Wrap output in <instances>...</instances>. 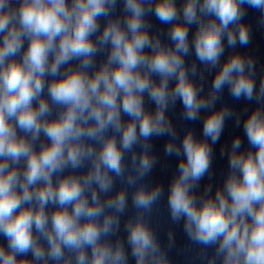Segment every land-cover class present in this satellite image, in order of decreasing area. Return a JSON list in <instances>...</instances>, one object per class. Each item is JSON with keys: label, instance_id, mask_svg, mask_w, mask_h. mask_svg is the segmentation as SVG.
<instances>
[{"label": "clouds", "instance_id": "clouds-1", "mask_svg": "<svg viewBox=\"0 0 264 264\" xmlns=\"http://www.w3.org/2000/svg\"><path fill=\"white\" fill-rule=\"evenodd\" d=\"M247 8L264 27V0H0V264H129V253L135 264H171L146 218L163 190L142 182L156 162L149 141L165 135V152L182 157L171 220L213 249L207 264H264V78L257 87L251 56L221 59L225 41L251 42ZM151 16L168 25L170 43ZM193 50L214 72L207 95L196 63L185 62ZM225 87L255 102L243 119L248 147L236 136L222 185L197 196L208 140L233 116L215 109ZM177 101L185 120L207 112L205 139L189 130L175 143L167 111ZM128 188L136 215L124 225L126 247L117 234Z\"/></svg>", "mask_w": 264, "mask_h": 264}]
</instances>
